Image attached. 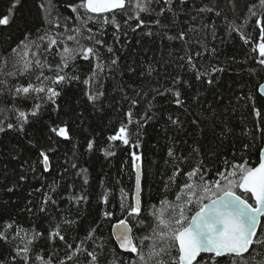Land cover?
I'll use <instances>...</instances> for the list:
<instances>
[{"label": "trees", "instance_id": "obj_1", "mask_svg": "<svg viewBox=\"0 0 264 264\" xmlns=\"http://www.w3.org/2000/svg\"><path fill=\"white\" fill-rule=\"evenodd\" d=\"M255 2L187 0L181 4L179 0H172L171 11H168L169 6L163 0H154L151 5L154 11L141 14L145 21L143 27H136L135 20L125 24L126 16L117 14L121 31L116 33L111 24L105 26L102 38L114 51L108 53L101 49L106 67L100 84L92 87L93 91L99 88L103 96L95 103L89 102L85 94L87 86L73 81L63 86L56 105L42 104L37 117L31 118L25 126L24 133H0V230L11 222L14 229L21 230V235L32 230L44 234L30 245V264H40L36 259L38 255L50 259L52 264H59L61 260L65 264H89V257L83 253L69 261L64 243L48 239V233L57 229L74 247L83 240L84 248L97 251L99 264H129L131 257L120 251L111 230L121 219L132 220L126 214L122 216L120 209L122 199L126 208L133 204L135 172L131 152L142 154V206L147 222H150L151 208L170 193L165 187L173 171L172 159L167 155L170 149L180 157L196 146L213 168L221 163L214 152L228 154L230 159L235 152L236 159L243 157L252 166L258 164L264 134L255 131L257 121L253 107L264 113V97L258 92L259 84L264 83V66L257 63L258 53L252 51L255 43L244 44L236 33L231 37L226 35L228 24L224 19L227 16L237 25L247 19L244 32L255 42L259 30L255 29V18L247 12V7ZM38 3L39 0H23L13 23L7 29H0V51L14 44L24 28L39 26L42 13ZM8 6L9 0H2L0 13H5ZM161 7L166 9L163 15L158 14ZM200 8H214V11L201 12ZM61 11L71 15L67 9L61 8ZM216 11H221V16H216ZM156 20L160 23H155ZM181 32L185 33L183 41L176 38ZM213 47L218 50L215 55L210 54ZM197 51L209 53L193 57L202 71L210 73L213 65L226 69L214 75L212 85L205 82L207 77L197 81L186 60L181 59ZM113 58L117 59L116 65L111 64ZM91 67V62L78 58L70 71L82 81L90 74ZM177 77L191 85L180 89L185 100L183 107H177L173 96L167 92L174 87L173 80ZM21 80L27 82L25 78ZM158 91L166 94L158 95ZM133 100L137 101L135 106ZM5 107L11 108L10 98L0 96V108ZM21 107L30 110L31 104ZM129 111L133 112V123L128 128L130 138L139 139L140 147L116 142L119 145L113 149L116 155L106 157L103 150L109 146L108 137L127 122ZM145 113L152 119L138 129L135 121ZM5 116L8 121L13 119L10 112ZM169 117L181 123L174 125ZM194 119L199 124H193ZM54 126H67L70 139L51 133L49 129ZM89 141L94 142L92 151L87 150ZM245 144L249 145L246 150ZM41 150L47 151L50 157L48 172H43L42 165L37 163ZM189 163L192 161L182 167L187 168ZM30 164L35 172L29 168ZM21 174L27 179L20 181ZM176 183H183V179L176 177ZM8 187H13L14 191L8 192ZM105 195L108 204L103 202ZM81 196L86 200L79 201L77 198ZM48 197L56 203H49L45 206L47 211L40 212L42 201ZM106 210L114 213L110 219L103 216ZM132 224L135 225V220ZM93 228L94 239L86 240ZM144 231L142 227H134V237ZM23 245L24 240L10 229L7 241L0 240V264H10L17 247ZM254 255L257 262L264 261V256ZM17 264H22L18 257Z\"/></svg>", "mask_w": 264, "mask_h": 264}, {"label": "snow or ice", "instance_id": "obj_2", "mask_svg": "<svg viewBox=\"0 0 264 264\" xmlns=\"http://www.w3.org/2000/svg\"><path fill=\"white\" fill-rule=\"evenodd\" d=\"M179 2L184 4L187 0ZM22 3L23 0H9L6 12L0 13V29H7L13 23L16 10ZM153 3L154 0H67V3H61V0H39L37 7L42 13L39 26L34 29L24 28L21 37L14 44H9L0 51V96L10 98L11 103V108H0V116L10 112L13 117L11 121H8L6 116L0 119V133H24L25 126L30 123L31 118L37 117L42 104L56 105L63 86L73 81L86 85L87 99L95 103L104 94L99 88L92 90L94 84H100L106 67L101 49H106L108 53L114 51L102 38L105 26L111 24L116 33H119L121 25L116 16L123 14L126 16L125 24L135 20L136 27H143L145 21L141 14H151L154 11L151 7ZM163 3L168 5L167 10L171 11L172 0H163ZM229 3L231 4L232 0H229ZM61 8L67 9L71 15H64ZM165 11L166 9L161 7L158 14L163 15ZM198 11L213 12L214 8H200ZM247 12L255 18L253 23L255 29L259 30L257 40L254 42L251 35L244 32L248 24L247 19L243 24L237 25L234 20L229 21L225 16L228 24L226 35L231 37L236 33L244 44L255 43L252 51L258 53L257 63L264 66V0H256L247 7ZM215 14L219 17L221 11H216ZM155 23L159 24L160 21L156 20ZM135 30L134 27L133 31ZM176 38L185 40V33H179ZM9 39L11 40V37ZM217 51V48L213 47L210 54L215 55ZM207 54V51H197L181 59L186 60L197 81L207 77L205 82L212 85L215 82L214 75L223 73L226 69L213 65L210 73L202 71L193 57ZM78 58L92 64L90 74L82 81L79 75L70 71V66L75 67ZM111 64L116 65L117 59H111ZM21 78H25L27 82H22ZM173 84L174 87L169 88L167 92L171 93L177 107H183L185 100L182 99L180 89L191 85L178 77L174 78ZM258 92L264 96V83L259 84ZM157 94L166 93L158 91ZM136 103L137 101H132L133 106ZM28 104H31L30 110L21 107ZM253 114L257 121L255 131L264 134V123H261L264 121V113L253 107ZM126 117L127 122L121 124L116 134L108 137L109 146L103 150L106 157L116 155L113 150L119 147L116 142L137 149L140 147L139 139L132 141L128 131L133 123V112L126 113ZM151 119L152 116L145 113L141 119L135 121L137 128L144 127V122ZM169 119L174 125L181 123L171 117ZM192 123L199 124V121L194 119ZM49 131L56 137L70 139L67 126H54ZM248 147L247 144L243 145L245 150ZM93 149L94 142L89 141L87 150ZM130 155L137 195L133 197L135 203L129 204L127 208L122 199L120 209L122 216L126 214L135 220V225L132 220L121 219L113 229L119 249L131 257L129 264H264V261L257 262L254 255L259 253L264 256V147L260 149L259 162L255 166L250 165L246 158L236 159L235 152L231 154L232 159L228 154L214 152L216 159L221 161L215 168L211 166V161L205 162L203 154L196 146H192L187 155L180 157L170 149L167 155L172 159L173 171L169 183L165 185L170 193H166L157 202V206L148 212L150 222L146 221L139 195L142 154L131 152ZM189 160L192 163H189L187 168L182 167ZM49 162L48 152L39 151L37 163L42 165L43 172L50 171ZM29 168L35 172L33 165L30 164ZM178 176L183 179V183H176ZM26 179L23 174L19 176L20 181ZM87 182L85 177L84 183ZM174 184L175 189L172 188ZM7 191L13 192L14 188L8 187ZM121 191L123 193V190ZM77 199L85 201L86 197ZM103 202L109 203L106 195ZM49 203L55 204L56 201L52 197L44 199L40 212H46L45 206ZM28 211L31 212L32 209L29 208ZM113 215V212L107 210L103 212L105 219H110ZM134 227L144 228V234L134 237ZM10 229L24 240L23 247H17L15 250L10 264H17V257L22 264H30V245L44 234L32 230L31 233L24 231L21 235V230L14 229L10 222L0 230V240L7 241ZM94 232L95 229H91L85 239H94ZM48 239L53 242L59 239L64 243L69 253V261H72L76 254L83 253L89 257V264H99V253L84 248L83 240L74 247L58 229L50 231ZM36 259L40 264H52L50 259L46 260L39 255ZM59 264H65V261L61 260Z\"/></svg>", "mask_w": 264, "mask_h": 264}, {"label": "water", "instance_id": "obj_3", "mask_svg": "<svg viewBox=\"0 0 264 264\" xmlns=\"http://www.w3.org/2000/svg\"><path fill=\"white\" fill-rule=\"evenodd\" d=\"M262 97H264V96H262ZM263 147H264V146H263ZM142 179H143V175H141V189H140V193H139V195H140V197H141V201H142ZM136 195H137L136 188H134V194H133V197H135ZM134 203H135V200L133 199V204H134ZM118 223H119V222H118ZM118 223H116V224H118ZM116 224H115V225H116ZM115 225L112 227L111 233H112V237H113V239H114L116 245L118 246V243L116 242V240H115V236H114V234H113V229H114ZM132 235L134 236L133 233H132ZM118 248H119V246H118ZM120 251H122V250H120ZM122 252H123V251H122Z\"/></svg>", "mask_w": 264, "mask_h": 264}]
</instances>
